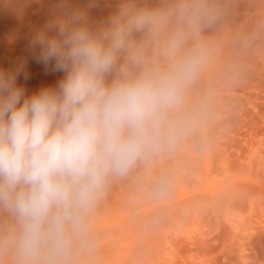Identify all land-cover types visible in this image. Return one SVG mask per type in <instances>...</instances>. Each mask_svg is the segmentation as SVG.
I'll return each instance as SVG.
<instances>
[{"label":"rangeland","instance_id":"obj_1","mask_svg":"<svg viewBox=\"0 0 264 264\" xmlns=\"http://www.w3.org/2000/svg\"><path fill=\"white\" fill-rule=\"evenodd\" d=\"M178 0H0V74L26 96L62 73L39 62L43 36L100 34L137 12L170 14ZM204 59L185 90L174 133L126 173L111 175L61 264H264V0H203ZM175 17L133 31L117 61L163 62ZM194 41L189 40V46ZM111 78V77H110ZM17 219L0 206V264H22Z\"/></svg>","mask_w":264,"mask_h":264},{"label":"clouds","instance_id":"obj_2","mask_svg":"<svg viewBox=\"0 0 264 264\" xmlns=\"http://www.w3.org/2000/svg\"><path fill=\"white\" fill-rule=\"evenodd\" d=\"M171 16L177 28L163 62L133 59L138 70L125 64L112 76L131 33H156ZM203 18V0H178L170 14L137 12L100 34L78 27L42 36L39 62L62 76L30 96L16 83L28 78L23 69L0 74V206L17 219L22 264H61L107 178L174 133L204 59L196 41Z\"/></svg>","mask_w":264,"mask_h":264}]
</instances>
